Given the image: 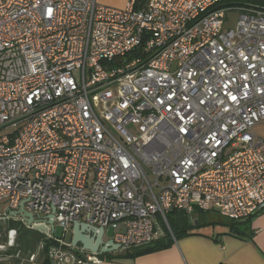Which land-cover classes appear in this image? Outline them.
<instances>
[{
  "label": "built area",
  "instance_id": "obj_1",
  "mask_svg": "<svg viewBox=\"0 0 264 264\" xmlns=\"http://www.w3.org/2000/svg\"><path fill=\"white\" fill-rule=\"evenodd\" d=\"M236 1L0 0V204L53 216L50 264L101 262L75 222L126 252L175 240L171 214L264 212V7Z\"/></svg>",
  "mask_w": 264,
  "mask_h": 264
},
{
  "label": "crops",
  "instance_id": "obj_2",
  "mask_svg": "<svg viewBox=\"0 0 264 264\" xmlns=\"http://www.w3.org/2000/svg\"><path fill=\"white\" fill-rule=\"evenodd\" d=\"M250 2L264 7V0ZM261 124L256 127L260 128ZM211 212L219 218L210 219ZM187 218H191V224L197 228L191 235L172 240L166 248L137 256L117 251L99 255L100 263L82 264H264V212L238 221L242 234L237 237L227 233L226 225L230 220L214 211H195Z\"/></svg>",
  "mask_w": 264,
  "mask_h": 264
},
{
  "label": "trees",
  "instance_id": "obj_3",
  "mask_svg": "<svg viewBox=\"0 0 264 264\" xmlns=\"http://www.w3.org/2000/svg\"><path fill=\"white\" fill-rule=\"evenodd\" d=\"M189 220L190 219L187 218V215L183 213L169 215V224L175 239H178L181 236L191 235L195 228H197L191 223H189ZM237 223L238 221H229V223L226 225L228 229V234L235 237H237L238 234H242L238 230ZM8 230L16 231V240L15 247L12 248V251H8L6 253L7 255H10L9 252H13V255L17 253L19 257L33 254L36 251V248L39 243L43 240L44 245L42 249V254L39 258L40 262L38 264H50L45 256V252L51 245H56L55 242L51 240H44V235H41L35 231H32L31 229H28L22 223L16 221H8L5 227L0 226L1 241H6V233ZM171 242L172 238L168 234H166L160 240L154 242L153 244L147 247L135 248L127 252H131L132 256H137L166 248L171 244ZM12 264H20V261L16 259Z\"/></svg>",
  "mask_w": 264,
  "mask_h": 264
},
{
  "label": "water",
  "instance_id": "obj_4",
  "mask_svg": "<svg viewBox=\"0 0 264 264\" xmlns=\"http://www.w3.org/2000/svg\"><path fill=\"white\" fill-rule=\"evenodd\" d=\"M11 217H20L25 225L41 235H53L54 234V221L53 216L48 218V226L42 225L32 216V214L26 212L23 206H20L17 214L8 213ZM8 221L3 219L4 225ZM104 230L101 228H95L93 226L75 222L72 224L71 229V242L70 246L73 248L80 247L83 251L89 252L96 256L106 255L118 251V245H116L112 239L104 241ZM16 239V231L10 230L8 232L7 246L5 248H14ZM39 261V259H37Z\"/></svg>",
  "mask_w": 264,
  "mask_h": 264
},
{
  "label": "rangeland",
  "instance_id": "obj_5",
  "mask_svg": "<svg viewBox=\"0 0 264 264\" xmlns=\"http://www.w3.org/2000/svg\"><path fill=\"white\" fill-rule=\"evenodd\" d=\"M96 2H97V4L105 6V7H110V8H115V9H124L126 7L128 0H96ZM236 19H237L236 13H233V12L229 13L226 17V20H225L226 28H229V29L234 28ZM92 103L95 107L96 113L98 115H100L102 113V110H101L99 100L95 95L92 96ZM261 125L262 126L260 128L255 127L253 131L258 137L264 138V122ZM16 130H17V128H14V129L10 128V129L1 130L0 135L12 134ZM6 213H7L6 205L0 204V226L1 227H5V225L3 223V219H4V217H5L4 215ZM192 218H194V217H192ZM209 218L217 220L219 217L217 216V214L211 212ZM192 221L193 220L190 218L189 223H192ZM112 235H113L112 230H110V229L106 230L105 234H104V241L111 239ZM54 236L56 238H62L63 232L59 227H55ZM63 239L66 243H70L71 242V233H69V232L65 233ZM2 242L3 241H1V236H0V245ZM6 249L7 248L3 249L2 251H5ZM10 254H11L10 256H7V254L0 252V264H12L16 259L21 260V258H16L15 254L14 255H13V253H10ZM21 257L23 259L25 256H21Z\"/></svg>",
  "mask_w": 264,
  "mask_h": 264
},
{
  "label": "flooded vegetation",
  "instance_id": "obj_6",
  "mask_svg": "<svg viewBox=\"0 0 264 264\" xmlns=\"http://www.w3.org/2000/svg\"><path fill=\"white\" fill-rule=\"evenodd\" d=\"M9 231H10V230H8L7 233H6V236H7L6 241H5V242H2L1 245H0V249H1L0 252H3V253H5V254H6L8 251H12V250H13L12 248H10V249L7 248L5 251H2V250L5 249V247L7 246L8 232H9ZM0 236H1V234H0ZM15 240H16V239H15ZM9 253H13V252H9ZM10 255H11V254H10ZM10 255H7V256H10ZM15 256H18V254L16 253Z\"/></svg>",
  "mask_w": 264,
  "mask_h": 264
}]
</instances>
